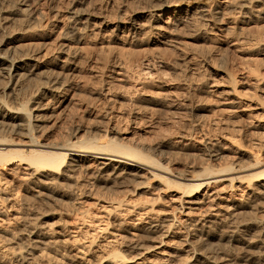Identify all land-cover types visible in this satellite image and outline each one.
<instances>
[{
  "label": "rangeland",
  "instance_id": "374dc122",
  "mask_svg": "<svg viewBox=\"0 0 264 264\" xmlns=\"http://www.w3.org/2000/svg\"><path fill=\"white\" fill-rule=\"evenodd\" d=\"M35 1L40 4L36 2L45 16L43 26L48 31L42 55L55 56L60 61L62 57L56 49L60 35L70 28L65 19L73 0ZM188 1L205 0H81L90 26L81 40L73 44L76 55L71 58L70 71L64 79L67 91L54 97L53 107L59 115L49 119L48 128L39 140L50 143L72 134L74 142L111 140L159 164L156 171L151 170L155 175L163 176V171L169 168L174 178L191 172L198 164L207 163L204 154L197 156L204 140L218 141L216 148L223 147L225 155L229 156L231 152H240L242 156L237 154L236 164L247 166L249 161L243 154L252 150L251 132L253 137L256 132L264 134V53L256 51L258 45L264 43V8L250 21L247 17L229 14L222 25L185 27L158 42L153 40V33L133 35L125 30L133 19L145 23L147 15L156 12L160 4H180L185 10ZM218 70L222 73H217ZM224 73L234 82L229 83ZM106 88L107 93H102ZM76 128L79 130L75 131ZM103 134L108 137L105 139ZM92 164H86L90 165L85 172L87 176L78 178L84 194L80 197H76L75 190L65 182L57 186L59 195L52 199L34 198L33 190L17 180L4 186L6 193L14 196L12 210H26L32 217L42 213L54 215L36 222L39 228L53 232L54 237L75 236L71 232L76 231L77 226L82 228L78 223L83 224L85 229L75 238L79 240L67 237L68 241L60 244L59 264H92L90 255L96 257L94 264H107L100 259L98 248L104 246L108 236L93 231L94 227L101 226V219L95 215L101 214L99 208L107 199L111 202L120 199L127 205L152 204L156 216L169 211L181 192L174 187L172 191L170 188L160 191L156 179L150 180L147 175H144L147 180L144 176L130 178L116 186L112 180L96 176L97 169ZM142 182L146 187L140 185ZM159 192L160 199L154 200ZM232 192L236 195L233 200H237L239 192L227 189L212 203L223 204L221 198ZM69 198L84 202L81 209L77 206L75 210ZM86 208L89 212L81 214ZM132 214L112 215L110 220L117 217L128 222L133 219ZM145 218L144 222L151 219ZM18 237L22 243L27 240L25 233H18ZM161 239L165 242L161 250L177 252L163 264H185L191 259L177 239L171 236ZM90 241L93 242L91 254L83 250ZM159 251L153 250L145 258H150L151 264H159ZM122 254L133 256L124 250ZM32 264L45 263L36 260Z\"/></svg>",
  "mask_w": 264,
  "mask_h": 264
},
{
  "label": "bare ground",
  "instance_id": "6f19581e",
  "mask_svg": "<svg viewBox=\"0 0 264 264\" xmlns=\"http://www.w3.org/2000/svg\"><path fill=\"white\" fill-rule=\"evenodd\" d=\"M80 1L73 0L65 19L70 28L59 37L56 52L62 60L58 61L55 56L45 58V54L42 55L48 31L43 26L45 16L39 10L38 2L0 0V264H32L36 260L59 264L60 244L67 242V237L77 238L85 229L83 224L76 222L82 228L76 224V231L71 232L75 236L69 233L67 237H54L53 232L39 228L36 223L53 214L48 212L51 215L42 213L32 217L26 210H12L14 196L6 193L4 186L17 180L33 190L34 198L52 199L59 195L57 186L65 182L75 190L76 197H80L83 185L78 178L87 176L90 165L86 164L89 162L96 166V176H104L116 186L127 179L147 175L150 180L156 179L160 191L169 188L172 191L173 187L179 190L178 193L181 191L175 198L176 204L156 216L152 204L133 202L127 205L120 199L103 202L105 205L99 208L102 215H95L101 219V226L94 227L93 231L108 236L104 246L98 248L100 259L107 264H135L136 261V264H151L145 255L153 250H160L157 261L163 264L177 255L176 250H161L165 245L161 238L168 236L177 239L178 245L190 254L191 259L185 264H264V134L256 132L253 137L251 132L252 150L243 154L249 161L247 166H237V156H242L240 152L225 155L226 149L216 148L218 141L204 140L197 156L204 154L207 163L198 164L200 166L178 178L168 172L169 168L163 171V176L155 175L151 170L156 171L159 164L129 146L111 140L74 142V134L50 143L39 140L48 128L49 119L59 115L53 107L54 97L67 91L64 79L69 74L71 58L76 55L73 44L81 40L90 26ZM185 4V10L180 4H160L156 12L147 15L145 23L136 22V18L123 29L133 35L153 33V40L158 42L185 27L222 25L229 14L247 17L250 21L264 8V0H225L222 4L220 0H205ZM256 51L264 53V43L258 45ZM217 73L222 72L218 70ZM223 76L229 83L234 82L225 73ZM107 89H101L102 93L106 94ZM144 183L140 185L145 186ZM227 189L239 192L237 200H233L236 195L232 192L221 198L223 204L212 203ZM160 196L159 192L153 199L159 200ZM69 200L75 210L84 203L76 198ZM82 211L81 214L89 212L88 208ZM209 211L211 215L204 217ZM123 213H134L133 219L128 222L117 217L110 220L112 215ZM145 217L151 219L144 222ZM20 232L27 237L24 243L18 237ZM92 245L91 241L84 245V252L91 254ZM123 250L133 256H123ZM89 257L94 264L96 257Z\"/></svg>",
  "mask_w": 264,
  "mask_h": 264
}]
</instances>
